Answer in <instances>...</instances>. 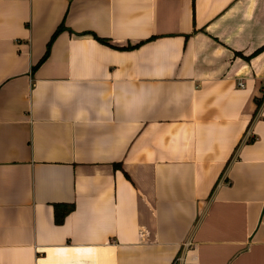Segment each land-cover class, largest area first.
<instances>
[{"label":"crops","instance_id":"1","mask_svg":"<svg viewBox=\"0 0 264 264\" xmlns=\"http://www.w3.org/2000/svg\"><path fill=\"white\" fill-rule=\"evenodd\" d=\"M262 84L264 0H0V264H264Z\"/></svg>","mask_w":264,"mask_h":264},{"label":"trees","instance_id":"2","mask_svg":"<svg viewBox=\"0 0 264 264\" xmlns=\"http://www.w3.org/2000/svg\"><path fill=\"white\" fill-rule=\"evenodd\" d=\"M60 28H57L55 33L59 30ZM54 33V35H55ZM53 35V36H54ZM49 45L47 47V50L45 51L43 57L41 58V61L43 58L48 53ZM74 205L72 203H56L54 204V220L56 223H61L65 217V215L70 212L73 209Z\"/></svg>","mask_w":264,"mask_h":264},{"label":"built area","instance_id":"3","mask_svg":"<svg viewBox=\"0 0 264 264\" xmlns=\"http://www.w3.org/2000/svg\"><path fill=\"white\" fill-rule=\"evenodd\" d=\"M239 85L243 86V83L239 82ZM262 90H263V98H264V84H262Z\"/></svg>","mask_w":264,"mask_h":264}]
</instances>
